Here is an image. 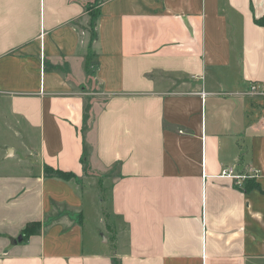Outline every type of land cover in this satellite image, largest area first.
<instances>
[{
    "label": "crops",
    "instance_id": "obj_1",
    "mask_svg": "<svg viewBox=\"0 0 264 264\" xmlns=\"http://www.w3.org/2000/svg\"><path fill=\"white\" fill-rule=\"evenodd\" d=\"M262 16L264 0H0V264H264Z\"/></svg>",
    "mask_w": 264,
    "mask_h": 264
},
{
    "label": "trees",
    "instance_id": "obj_2",
    "mask_svg": "<svg viewBox=\"0 0 264 264\" xmlns=\"http://www.w3.org/2000/svg\"><path fill=\"white\" fill-rule=\"evenodd\" d=\"M97 15H98L97 12H92L93 17H96ZM256 22L264 27V16H262L259 19H256ZM45 175L48 177H59L64 180H71L76 177V175L72 172L64 171L61 169H55L54 167H50V166L45 167ZM251 180L253 179L247 180L244 189H248L251 185L254 184V182H252ZM40 230H41V222L39 221L32 222L28 224L26 228L22 231V238L25 240L29 238L31 235L40 232Z\"/></svg>",
    "mask_w": 264,
    "mask_h": 264
},
{
    "label": "built area",
    "instance_id": "obj_3",
    "mask_svg": "<svg viewBox=\"0 0 264 264\" xmlns=\"http://www.w3.org/2000/svg\"><path fill=\"white\" fill-rule=\"evenodd\" d=\"M250 92L252 94H259L264 96V83H259V82L251 83ZM202 95L205 96L206 93L202 92ZM221 176L233 179L237 186L243 187L244 183H246L247 180L256 178L257 173L255 172L240 173L236 170L235 167H227L222 171Z\"/></svg>",
    "mask_w": 264,
    "mask_h": 264
},
{
    "label": "rangeland",
    "instance_id": "obj_4",
    "mask_svg": "<svg viewBox=\"0 0 264 264\" xmlns=\"http://www.w3.org/2000/svg\"><path fill=\"white\" fill-rule=\"evenodd\" d=\"M99 105H100V104H97L96 108L99 107ZM88 121H89V120H88ZM91 123H92V121H91V118H90V123H89V125H90V127H93V125H92ZM89 125H88V126H89ZM90 133L92 134V128H91L90 131H89V135H90ZM89 135H88V136H89ZM90 138H91V135H90ZM91 147H92V145H91V143L89 142V144H88V150H90ZM73 179H74V178H73Z\"/></svg>",
    "mask_w": 264,
    "mask_h": 264
}]
</instances>
